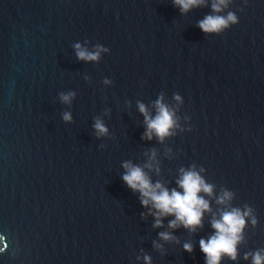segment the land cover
<instances>
[{"label": "water", "instance_id": "1", "mask_svg": "<svg viewBox=\"0 0 264 264\" xmlns=\"http://www.w3.org/2000/svg\"><path fill=\"white\" fill-rule=\"evenodd\" d=\"M211 3L181 13L172 0H0V264H205L199 240L215 232L222 187L257 224L219 264H251L243 254L264 248V0H231L218 14L238 23L205 34L197 21ZM76 43L109 51L78 60ZM61 91L76 93L71 104ZM161 92L169 105L181 95L185 131L141 139L137 102L155 115ZM94 117L107 136H95ZM125 161L181 192L180 169L204 167L211 211L194 230L169 228L173 215L153 227L151 205L121 179Z\"/></svg>", "mask_w": 264, "mask_h": 264}, {"label": "clouds", "instance_id": "2", "mask_svg": "<svg viewBox=\"0 0 264 264\" xmlns=\"http://www.w3.org/2000/svg\"><path fill=\"white\" fill-rule=\"evenodd\" d=\"M231 0H212L211 9L213 14L206 15L203 19L197 21V27L205 34H220L231 25L238 23V16L233 11H228L225 15H220L224 9L228 8ZM174 7H179L181 13H186L190 8L202 6L205 0H172ZM76 49V57L78 60L98 62L101 59V53H107L109 49L99 43L93 46L94 50L89 51L82 48L79 43L74 45ZM87 79V77H85ZM104 84H110L108 78L103 80ZM59 99L64 104H71L72 98L76 95L74 91L58 93ZM172 99L177 105H169L164 102V94L161 92L155 101L153 107L155 115H151L144 103L137 102L139 112L143 115L146 125L141 139L151 140L153 135L161 142L166 137L175 136L177 130L185 131L179 123L180 117L177 115L179 105L183 103L179 93H173ZM62 119L65 122H71L73 117L71 112L64 111ZM92 125L95 130L94 134L97 138L108 135V128L102 119L94 117ZM189 119V117H185ZM190 130V129H189ZM100 147H104L103 144ZM155 151L153 150L149 160L154 159ZM125 172L121 179L134 192H139L140 203L142 206L149 208V213L155 217L153 227L162 225L161 218L167 215H173L175 218L168 222L169 228H176L183 225L185 228L194 230L201 225L203 213L211 211L209 201L199 193L203 192L208 196L213 194L212 183H206L205 178L200 175L204 172V167L200 166L197 170L195 163L188 166L187 169L181 168L180 178L177 180L179 188L183 191H177L175 188L169 191L164 188L161 183L153 184L147 173L140 166L133 165L130 161L122 164ZM144 168H152L151 163H146ZM234 192L221 188L220 194L216 198V203L224 205L221 210L219 219L213 216L211 227L215 230L214 234L209 236L207 240L201 238L199 240L200 250L205 255V264H219L223 256H227L230 260L235 261L238 257V245L244 241V229L250 223L253 227L257 224V218L254 209L247 203L243 207L232 206L231 201L234 199ZM155 209V211H153ZM144 213H141L143 216ZM163 240L173 239L168 232H160L158 234ZM2 239V238H0ZM155 243V242H154ZM156 247H160L156 245ZM183 248L187 252L192 251V245L185 243ZM3 248L0 246V251ZM251 258V264H264V248H258L247 251L243 254L244 260ZM146 264L150 262V257H144Z\"/></svg>", "mask_w": 264, "mask_h": 264}]
</instances>
